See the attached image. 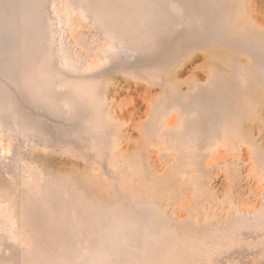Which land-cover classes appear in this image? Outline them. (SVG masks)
Wrapping results in <instances>:
<instances>
[{
    "label": "rangeland",
    "instance_id": "rangeland-1",
    "mask_svg": "<svg viewBox=\"0 0 264 264\" xmlns=\"http://www.w3.org/2000/svg\"><path fill=\"white\" fill-rule=\"evenodd\" d=\"M0 264H264V0H0Z\"/></svg>",
    "mask_w": 264,
    "mask_h": 264
}]
</instances>
